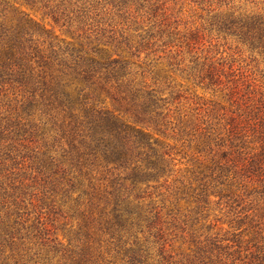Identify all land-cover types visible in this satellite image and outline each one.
Wrapping results in <instances>:
<instances>
[{"label": "trees", "instance_id": "trees-1", "mask_svg": "<svg viewBox=\"0 0 264 264\" xmlns=\"http://www.w3.org/2000/svg\"><path fill=\"white\" fill-rule=\"evenodd\" d=\"M8 2L0 0V203L6 205L5 213L0 212V264H109L100 262L86 240L89 230L82 226L67 244L48 236L39 219L24 232L21 209L30 184L11 183L5 173L6 162L12 159L17 164L19 155L30 157L40 175L46 188L43 204L48 193L52 200L59 197L69 203L83 219L98 215L99 228L113 239L121 264H163L169 257L162 242L163 208L149 188L161 186L151 183L171 170L169 151L159 140V134L165 132L163 126L169 123L168 97L160 86L138 79L134 67L144 68L145 61L134 56L147 49L155 51L160 39L163 45L170 44L173 32L163 39L165 31H155L156 24L145 27L135 21L131 33L121 30L116 35L113 28L100 27L105 20H89L100 5H110L126 18L128 6H144L145 0H15L43 9L66 31H87L89 27L95 34L94 38L86 36L87 43L56 41L44 37L40 20L27 12L7 17ZM219 17L212 23L238 31L264 52L263 15L228 13ZM7 87L22 94L11 110L1 106V94ZM106 98L117 106L107 107ZM205 130L196 138L197 147L209 151L217 136ZM22 138L42 139L43 147L24 144L29 150L22 153L19 145L7 142ZM246 142L244 134H236L231 139L238 152L235 158L213 159L193 170L187 180L174 178L175 189L167 195L173 208L187 199L196 203L191 212L198 215L210 195H216L235 212L231 223L240 225L237 213L247 208L245 198L264 199V142L259 152L249 155L243 151ZM98 168L111 174L102 189L93 182ZM85 196L89 216L81 209ZM239 237L233 233L232 240ZM209 248L212 252L213 247ZM204 252L192 264H212L211 255L206 249Z\"/></svg>", "mask_w": 264, "mask_h": 264}, {"label": "rangeland", "instance_id": "rangeland-1", "mask_svg": "<svg viewBox=\"0 0 264 264\" xmlns=\"http://www.w3.org/2000/svg\"><path fill=\"white\" fill-rule=\"evenodd\" d=\"M153 3L155 11L151 8ZM144 4L128 6L126 18L119 16L110 5H100L89 20H105L100 27L113 28L116 35H120L121 30L125 34L131 33L135 21L145 27L156 24L155 31H165L163 39L169 38L167 32H173L170 44L163 45L160 39L155 51L147 49L134 56L135 60L145 61L144 68L134 67L139 72L138 79L160 86L163 95L168 97L166 111L169 123L163 126L165 132L159 134V140L163 149L169 151L167 158L171 159V170L159 182L151 183H161V186L149 188L153 192L152 197L163 208L162 242L169 256L163 264H192L196 256L204 255L205 249L212 257V264H260V261L264 264L263 198H255L254 195L245 198L247 208L237 213L241 219V224L237 225L231 223L236 217L235 212L219 196L210 195L198 215L191 212L196 203L182 199L173 208L167 197L175 189L174 178L187 180L193 175V170L212 163L213 159L235 158L238 152L231 144L234 135H245L247 142L243 151L248 152L247 155L261 149L264 142V52L238 31L221 28L212 20H219V16L228 13L264 16V0H145ZM21 11L40 20L46 38L87 43V35L95 37L89 27L87 31L75 28L74 33L66 31V27L53 22L51 15L44 14L43 9H32L15 3V0H9L4 9L7 17ZM95 13L99 14L94 17ZM1 97V106L11 110L20 103L22 94L7 87ZM104 104L110 108L117 106L110 98H106ZM205 129L217 136L209 151L197 147L196 138L201 132H206ZM7 142L19 145L22 153L29 150L24 144L37 149L43 147L42 139L30 141L22 138L19 142ZM56 148L61 150L59 145ZM224 152L228 155L224 156ZM17 159L15 165L12 159L6 162L5 173L11 183L30 184L21 209L24 232L33 228L30 225L39 219L45 223L48 236L67 244L68 238H75L78 227L82 226L84 231L89 230L86 240L93 245V252L101 263L121 264L113 239L99 228L98 215L95 213L93 218L83 219L69 203L62 202L59 197L52 200L48 193L43 204L46 188L32 167V159L21 155ZM94 176L95 187L102 189L109 183L111 174L98 168ZM84 198L81 209L89 216L87 197ZM5 211L6 205L0 203V212L4 214ZM233 233L240 235V239L232 240ZM215 241L217 244L211 245ZM210 246L213 247L212 252L208 251Z\"/></svg>", "mask_w": 264, "mask_h": 264}]
</instances>
